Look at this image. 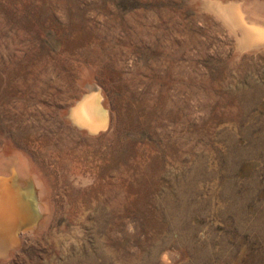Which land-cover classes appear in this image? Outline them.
Segmentation results:
<instances>
[{
    "label": "rangeland",
    "instance_id": "374dc122",
    "mask_svg": "<svg viewBox=\"0 0 264 264\" xmlns=\"http://www.w3.org/2000/svg\"><path fill=\"white\" fill-rule=\"evenodd\" d=\"M198 3L0 0V264H264V40ZM91 87L93 132L67 120Z\"/></svg>",
    "mask_w": 264,
    "mask_h": 264
},
{
    "label": "bare ground",
    "instance_id": "6f19581e",
    "mask_svg": "<svg viewBox=\"0 0 264 264\" xmlns=\"http://www.w3.org/2000/svg\"><path fill=\"white\" fill-rule=\"evenodd\" d=\"M198 2L203 4L205 6L204 8H212L213 11H215L216 14L219 15L218 18H220L224 23H226L228 25H231V26H237L240 23L246 24L245 23L246 20L250 21V19L252 18V17L249 18V19L246 18V20H245L244 16L241 15V16H243V19L245 20V22H241L242 19L238 15L240 13V11H241V8H240L239 5H237V4L233 3V2L223 3L224 0H223V2L219 1V0H198ZM199 3H198V5H199ZM246 11H245V13H246ZM247 14H246V16H247ZM255 19L256 18H254V20ZM258 20H260V19H258ZM258 20H257V23H258ZM250 22L252 23V21H250ZM257 23H252L251 25H253V27L252 26L249 27L250 24H247L248 26L246 25V29H247V31H249L251 33V37H250V39L248 41H246V39L242 38V36L240 35L241 38H242L241 40L244 39L246 41L245 42L243 40V42H245V43H247V42L248 43H254L255 41L264 40V36H262L261 32H260L261 27H259V28L255 27ZM260 25H263V24H259V26ZM238 27L239 26H237L235 28H238ZM262 28H264V25H263ZM239 29H241V28H239ZM239 32H240V30H239ZM243 37H244V35H243ZM251 45H250V47H251ZM247 46H249V45H247ZM253 46H254V44H253ZM70 114H71V118L67 119L68 121L71 120L74 124L78 125L79 127H86L88 129V131H90V132L91 131L92 132L93 131H98V129L101 128V127L104 128L107 125L106 122H108L107 110H104V108H103V104H102V101L100 99L99 93L95 92L92 87L90 89H88V93L87 94H83V97H82V99H80L78 104L71 108ZM9 153H11V152H9ZM15 154H17V153H15ZM24 155H25V153H24ZM20 158H21V155H20ZM24 160H23V162H24ZM20 170H22V169H20ZM30 170L33 173V170L29 169V171ZM35 179H37V181L38 180L41 181L40 178H37V176H35ZM38 187H39V185H38ZM34 188H31V187H27L26 188L25 192L27 194V205H28V207H30V210L32 209V206H33L36 211H39L40 210V206L37 203L39 198H38V194H37V192L35 191ZM24 190H25V188H24ZM42 191L43 190H41V192ZM43 192H45V191H43ZM43 192L40 193L41 194L40 196H41V200H42V203H43L42 207H44V209H46V205L48 204V206H49V203H47L46 197L43 196L44 195ZM20 201H21L20 194L15 190V188L10 186L9 184L5 183L4 181L0 180V243L1 242L3 243V242L6 241L7 233L9 231V229L11 228L12 225L16 224L15 218L18 215H19V217H21L22 214H24L23 213V209L24 208H23V206H21V202ZM48 206H47V209H49ZM43 221H44V219H43ZM21 236H23V234H21Z\"/></svg>",
    "mask_w": 264,
    "mask_h": 264
},
{
    "label": "snow or ice",
    "instance_id": "6c2138e0",
    "mask_svg": "<svg viewBox=\"0 0 264 264\" xmlns=\"http://www.w3.org/2000/svg\"><path fill=\"white\" fill-rule=\"evenodd\" d=\"M260 32H261V35L264 36V29H261Z\"/></svg>",
    "mask_w": 264,
    "mask_h": 264
}]
</instances>
